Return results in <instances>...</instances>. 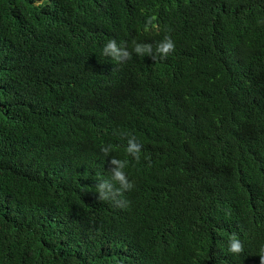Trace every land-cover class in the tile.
I'll return each instance as SVG.
<instances>
[{
	"label": "trees",
	"instance_id": "16d2710c",
	"mask_svg": "<svg viewBox=\"0 0 264 264\" xmlns=\"http://www.w3.org/2000/svg\"><path fill=\"white\" fill-rule=\"evenodd\" d=\"M165 35V59L102 55ZM111 157L124 208L96 192ZM262 246L264 0H0V264H260Z\"/></svg>",
	"mask_w": 264,
	"mask_h": 264
},
{
	"label": "clouds",
	"instance_id": "9594fccd",
	"mask_svg": "<svg viewBox=\"0 0 264 264\" xmlns=\"http://www.w3.org/2000/svg\"><path fill=\"white\" fill-rule=\"evenodd\" d=\"M133 45L134 47L130 52L126 47L119 46L115 39H109L103 48L102 55L110 56L117 61V63H122L131 60L133 53L139 56H147L155 60L157 57L165 59L169 54L175 51V42L170 35H165L163 40L157 43L155 51H153V46L151 44L139 43L134 40ZM120 135L122 138L127 136L126 152L139 163L142 144L138 142L135 136L126 133H120ZM100 150L105 156H108L112 151V145L108 144L102 146ZM145 158L147 159V157ZM109 164L110 168L108 172L111 174V179L97 178L98 183L95 188L96 192L99 194L98 199L101 201L111 200L117 207H127L128 201L121 200L119 197H122L125 191H130L134 187L133 182L129 180L125 172L129 161L111 157ZM116 184H119V187H116ZM229 251L234 254H239L243 251V244L235 235L230 239ZM259 257L260 264H264V246L261 247Z\"/></svg>",
	"mask_w": 264,
	"mask_h": 264
}]
</instances>
